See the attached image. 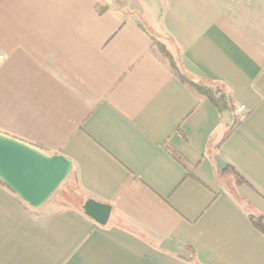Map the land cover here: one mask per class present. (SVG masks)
I'll list each match as a JSON object with an SVG mask.
<instances>
[{
	"label": "crops",
	"instance_id": "crops-1",
	"mask_svg": "<svg viewBox=\"0 0 264 264\" xmlns=\"http://www.w3.org/2000/svg\"><path fill=\"white\" fill-rule=\"evenodd\" d=\"M121 1L0 0V135L72 163L39 208L0 179V264H264V0Z\"/></svg>",
	"mask_w": 264,
	"mask_h": 264
},
{
	"label": "water",
	"instance_id": "water-1",
	"mask_svg": "<svg viewBox=\"0 0 264 264\" xmlns=\"http://www.w3.org/2000/svg\"><path fill=\"white\" fill-rule=\"evenodd\" d=\"M71 169L72 163L62 156L45 155L23 142L0 135V179L34 208L41 207L49 199ZM83 210L104 226L112 208L88 199Z\"/></svg>",
	"mask_w": 264,
	"mask_h": 264
},
{
	"label": "trees",
	"instance_id": "trees-1",
	"mask_svg": "<svg viewBox=\"0 0 264 264\" xmlns=\"http://www.w3.org/2000/svg\"><path fill=\"white\" fill-rule=\"evenodd\" d=\"M152 35V38H154V45H155V50L157 54H161L165 56V59L167 58L168 61L170 62V65L176 75L178 76L179 80L189 86L190 88L194 89L198 94L208 98L210 102L218 109V110H223L227 109L230 110L232 113L234 112L233 109V104L231 103L230 99L227 97V95L224 92V89L217 84L214 83H209L206 81H201L194 79L193 77L182 73L178 72L177 69L175 68V64L173 62L172 56L169 54L167 51L166 47L158 42L156 39L155 35L150 33ZM163 56V57H164ZM236 126V122L228 129V131L224 134L222 137L220 143L218 144V148L221 146V144L231 135V133L234 131ZM172 155L178 159L180 162L184 163V159L182 156L177 153L174 150H170ZM187 166V165H186ZM230 172L232 174L233 179L236 181V184H240L244 182V178L241 177V175L234 169L232 166L226 167L224 170L218 173V176H223L226 173L228 174ZM250 220L252 221L253 225L260 230L261 232L264 233V216L262 215H251Z\"/></svg>",
	"mask_w": 264,
	"mask_h": 264
},
{
	"label": "built area",
	"instance_id": "built-area-1",
	"mask_svg": "<svg viewBox=\"0 0 264 264\" xmlns=\"http://www.w3.org/2000/svg\"><path fill=\"white\" fill-rule=\"evenodd\" d=\"M1 58V57H0ZM237 113H240L242 114L243 116L247 113V110H246V107L245 106H240L238 109H237Z\"/></svg>",
	"mask_w": 264,
	"mask_h": 264
},
{
	"label": "rangeland",
	"instance_id": "rangeland-1",
	"mask_svg": "<svg viewBox=\"0 0 264 264\" xmlns=\"http://www.w3.org/2000/svg\"><path fill=\"white\" fill-rule=\"evenodd\" d=\"M120 4L122 5V7L124 6V1L122 0L121 2H120ZM158 42H160V43H162L160 40H158ZM163 44V43H162ZM164 45V44H163ZM160 56H164V55H161L160 54ZM164 59H165V56L163 57ZM166 60H168L167 58H166Z\"/></svg>",
	"mask_w": 264,
	"mask_h": 264
}]
</instances>
